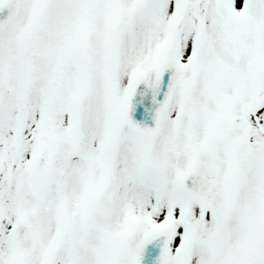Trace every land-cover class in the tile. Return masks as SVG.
I'll list each match as a JSON object with an SVG mask.
<instances>
[{
	"label": "snow or ice",
	"instance_id": "1",
	"mask_svg": "<svg viewBox=\"0 0 264 264\" xmlns=\"http://www.w3.org/2000/svg\"><path fill=\"white\" fill-rule=\"evenodd\" d=\"M0 264H264V0H0Z\"/></svg>",
	"mask_w": 264,
	"mask_h": 264
}]
</instances>
